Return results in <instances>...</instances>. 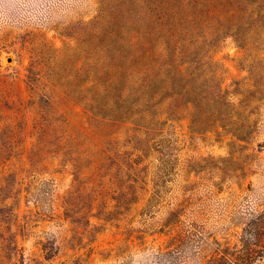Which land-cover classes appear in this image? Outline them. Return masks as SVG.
Returning <instances> with one entry per match:
<instances>
[{
	"label": "rangeland",
	"instance_id": "rangeland-1",
	"mask_svg": "<svg viewBox=\"0 0 264 264\" xmlns=\"http://www.w3.org/2000/svg\"><path fill=\"white\" fill-rule=\"evenodd\" d=\"M0 264H264V0H5Z\"/></svg>",
	"mask_w": 264,
	"mask_h": 264
},
{
	"label": "clouds",
	"instance_id": "clouds-1",
	"mask_svg": "<svg viewBox=\"0 0 264 264\" xmlns=\"http://www.w3.org/2000/svg\"><path fill=\"white\" fill-rule=\"evenodd\" d=\"M9 5H13L14 6V0H8ZM5 4V0H0V5H4Z\"/></svg>",
	"mask_w": 264,
	"mask_h": 264
}]
</instances>
